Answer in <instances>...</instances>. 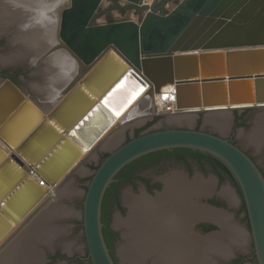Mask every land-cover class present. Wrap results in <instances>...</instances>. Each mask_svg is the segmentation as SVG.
I'll use <instances>...</instances> for the list:
<instances>
[{"label":"water","instance_id":"1","mask_svg":"<svg viewBox=\"0 0 264 264\" xmlns=\"http://www.w3.org/2000/svg\"><path fill=\"white\" fill-rule=\"evenodd\" d=\"M103 1L65 0L55 7L60 14L57 40L45 56L64 50L76 72L58 93L54 107L40 109L10 79L0 87V140L13 151L9 157L0 147V243L47 195L28 173L57 187L109 130L117 113L145 88L149 94L165 90L172 95L175 114L198 112L200 106L207 111L224 110L228 105L230 109L264 108V0H178L171 9L168 4L174 0L151 4L110 0L112 6L99 10ZM115 9L141 11L143 17L96 22ZM112 54L118 61L108 78L104 69ZM123 67L130 69L120 76ZM92 86L106 94L97 98ZM138 116H127L122 122ZM186 119L180 120L192 122ZM180 125L146 131L114 145L93 172L80 212L92 264H116L104 237L102 209L118 173L145 155L174 149L211 155L228 169L247 214L245 234L257 264H264V173L260 166L223 130ZM196 220L190 221L191 226ZM54 235L49 244L51 240L59 244L62 236ZM52 244L50 254H54ZM45 254H41L42 262ZM209 261L213 263L212 258Z\"/></svg>","mask_w":264,"mask_h":264},{"label":"rangeland","instance_id":"2","mask_svg":"<svg viewBox=\"0 0 264 264\" xmlns=\"http://www.w3.org/2000/svg\"><path fill=\"white\" fill-rule=\"evenodd\" d=\"M152 1V0H151ZM153 2V1H152ZM178 2V0H174L168 4V8L171 9L173 5H175ZM114 3L111 2L110 0H104L102 6L100 7L99 10H104L108 8L109 6H112ZM120 4H125L121 2ZM143 17V12L141 11H136V10H112L109 13L102 14L99 18H97L96 22L101 24V23H109L113 22L115 20H122V19H133L135 21H140ZM8 35L2 38V44H1V49H0V67L3 70V72L7 73L8 75L5 76H0V82H3V80L8 79L9 77H12L14 81H16L19 86L24 89L26 93L31 98L37 97V95L43 96L42 93V88L37 87L40 85L43 81V78L48 75V69L50 68L49 66L45 68L44 71L46 73H40V68L46 63L45 60L47 57H42V52L44 50L39 51L36 56L37 59L40 57V64L38 63L36 65V61L34 63H30L29 61H21L22 63H26L24 65H20V62L17 63H9L5 64L1 61L2 56L7 55L10 52V32L7 33ZM30 51V47L28 48ZM33 65V68H30V66L27 64ZM50 62V61H49ZM52 63V62H51ZM52 65V64H51ZM19 68H23L24 71L17 72ZM115 67L111 66V64L106 65V69L104 71L107 74L114 73L112 69ZM42 74V75H41ZM43 74H45L43 76ZM60 88L65 85V83H60ZM148 94L146 95V99L149 100L151 110L150 112H153L150 115H143L144 113L137 114L139 115L138 117L128 120L125 123L122 121L114 127L111 131H109L80 161L79 163L70 171V173L60 182V184L55 188L54 193L51 195H47L41 203L20 223V225L12 232L10 235L7 236V240H5L1 246H0V254H2L4 251L8 250L9 247H11L12 243L16 239L20 237V239L24 240L23 242V248L27 249L29 253H33V257L25 259L21 261V264H37L41 263L43 256L41 255L42 252L46 253L45 254V260L41 264H67L62 260L55 262H51L49 260L47 255H52L50 254V249L51 243L52 246L55 244L54 240H51L50 244L48 239L45 237L48 236V234H52V236L61 237L57 243L54 245V253H58V251H61L67 255L73 256L74 253H84L85 252V239L84 235L82 233V230L77 228V221L81 220L80 218V212L82 211L83 207V198H84V193L87 189L88 182L91 179V176L93 172L96 170L98 165L102 162V160L105 158L109 152L114 149V145H119L131 137L136 135L137 130H140V133L146 132V131H152L155 129H160L163 127H166L168 125H176L177 123H181L180 126H191L193 128H205L207 130H211L213 132H219L218 130H223V135L226 137L233 136L235 140L240 144L246 151L251 152L254 157L258 160V162L261 164V166L264 167V143L259 144L256 146L254 143H249V140L247 139V134L252 133L255 131L256 125L259 123L262 118H264V108L260 107H254V108H247V109H230L228 107L227 109L224 110H212V111H207V110H201L198 112H188L184 114H171V113H165V114H154L153 110V105L152 102L150 101V98H148ZM44 98V97H43ZM60 99V98H59ZM57 104V102H54L52 105L49 106V110L54 107ZM46 110V111H49ZM149 113V112H147ZM220 113V114H225L226 117L228 118L227 125L225 129H221V127H217L214 129L212 126H210L208 123V115ZM189 116L192 118L191 123L187 122H177L175 119H181L183 116ZM130 116V115H129ZM182 116V117H181ZM244 117V119H243ZM126 118V117H125ZM239 118L241 120L239 121ZM172 120V121H171ZM246 120V121H244ZM258 120V121H257ZM190 124V125H189ZM121 133V134H120ZM120 134V135H119ZM119 135V138L113 142L112 144H108L110 140H112L115 136ZM121 136V137H120ZM254 144V145H253ZM192 173H190L191 176H188V173L186 172L184 166L178 165L175 163H163L159 165H155L151 168H147L142 172V175L152 178L155 181L158 180H167L169 178H174L176 176H185L188 180H194L197 176H203L206 181L210 180L211 184L213 186V191L211 193L218 194L219 196L222 197V199L225 201L226 200V207L225 211H228L227 213L231 215V217L234 219L232 220L227 214L228 221L231 223H235L236 225H239L240 227L243 228V230H249L248 228V222L245 220L244 217V211L240 212L242 201L240 199V195L238 194V191L235 189V186L232 184V182L228 179L225 178L222 181H215L212 179V176H214V172L212 171H207V172H202L198 168V164L196 161H192ZM196 176V177H193ZM227 187L230 189V191L235 195L236 202L234 204H231L227 198L222 196L219 192L221 191L222 187ZM72 189H71V188ZM223 187V188H224ZM69 188L74 190V194L72 195H66L64 196L63 193H66V189ZM165 190L164 187L161 188V191ZM155 192V191H154ZM147 192L145 189V186L143 183L140 181H137L134 186L129 185V184H123L121 186V200L122 204L124 207V210L114 211V218H113V225L116 216L125 218L128 215L129 211V205L125 201V194L126 193H131L132 195H140L146 194L148 197H154L156 196L157 192ZM149 193V194H147ZM194 196V195H193ZM189 196L188 198H191L192 200H198V202H201L202 199L201 197H195ZM54 197V198H53ZM198 198V199H197ZM205 199V198H204ZM57 200V201H55ZM55 201V202H54ZM227 201L230 203H227ZM58 202L57 204L60 207H63L62 212H58V214L54 213L53 215H47L46 210L50 206L52 208L55 206V203ZM202 203V202H201ZM200 203V204H201ZM204 203H207V201H204ZM194 204V203H193ZM57 206V205H56ZM46 208V209H45ZM66 211H69V213H66ZM223 213V212H222ZM41 218V220H40ZM38 225L37 226V231L32 233L31 227L32 225ZM29 225H31L29 227ZM42 226V227H41ZM117 227V226H115ZM119 228V227H118ZM25 229H29V231H26ZM121 232L124 234V230L122 228H119ZM246 237V236H245ZM27 238V239H25ZM31 239L32 241H29ZM70 242L73 246L72 250L71 249H66L69 250V253L64 251V242ZM121 241V240H120ZM120 243V242H119ZM49 244V247L46 245ZM246 245L247 249L245 250V253L249 254L252 250V243L251 241L246 238ZM14 252L18 250L13 248L12 249ZM244 250V249H241ZM249 252V253H248ZM243 252V254H245ZM39 254L41 256H39ZM118 254L120 255V252L118 250ZM40 259H39V258ZM121 257V255L119 256ZM39 262H31V261H38ZM120 261L124 263L129 264L126 260H123V258H120ZM20 263V262H19ZM247 264H252L248 262Z\"/></svg>","mask_w":264,"mask_h":264},{"label":"flooded vegetation","instance_id":"3","mask_svg":"<svg viewBox=\"0 0 264 264\" xmlns=\"http://www.w3.org/2000/svg\"><path fill=\"white\" fill-rule=\"evenodd\" d=\"M19 1H21L24 4H30V3H28V1L26 3V0H19ZM33 1H35V3L38 4L37 6H35V8H38V9L32 10V14L37 15V17H36L37 21L30 20V21L26 22L27 21V20L25 21L26 15L25 16L23 15L26 13V11L23 13V11L20 10L19 12L16 13V11L10 10V8L13 6L14 3L17 4V2H18L17 0H0V14H1L0 19L3 20V22H0V49H1V44H2V38L4 36L6 37L8 35L7 33L10 32L11 33L9 36L10 37V39H9L10 51H12V48L15 50L14 47H11V39L14 36H16V37L19 36L22 39H26L27 40L26 41L27 47L32 46L35 48V49L30 48L32 51L35 52V55H37L39 51L44 50V52H42L41 55H42V57H47V58L45 60L46 63L39 69L40 73L45 70L46 66L47 67L49 66L50 68L47 70L48 75L45 76L43 78L42 83L37 86V87L42 88L43 96L37 95L36 99L31 98L28 95V93H26L24 91V89H22L19 86V84L16 81H14V79H12V77L8 78L12 82H14L17 86H19L21 88V90L25 92L27 97L31 101L37 103L38 107L40 109H42L43 107L48 108L49 105H52L54 102H57V101H55V96L63 88V86L60 88V85H61L60 83H63L66 80H68L69 76L71 74L74 75L76 70H74L75 69V67H73L74 64L70 61H67L65 56H62L60 54L61 53L60 50L55 52L54 54H51L49 56H45V53L47 51H49V49L55 45V43H56L55 41L57 40L56 35H55V34H57V28H58V27H56V25H57L56 21L60 19V14L58 15L55 12V10H57V8H55V7H56V5L58 6L59 3H60V5H63V4H61V2L64 3L63 1H65V0H31L32 3H33ZM46 4L48 6H52L51 24L50 25L48 24L46 27L48 31L47 30L44 31L45 29H42L43 27L45 28V26H46V23L44 24V22H42V20H45V19L43 18V19L39 20L40 16L44 17L42 15V13H43L42 11H45L46 8H43L42 5H46ZM20 12H22V13H20ZM3 13H4V17L6 20H4L2 18ZM32 51H30V53ZM23 53H25L27 55L28 52L24 51ZM35 55L30 54V55H28V59L23 60V61H29L32 64L34 63V61H36L35 63L37 65L40 62L42 57L37 59ZM53 55H59L57 63L52 61V59L54 58ZM68 62L71 63L70 67H66V64H68ZM7 64H9V63H7ZM19 64L24 65L26 63L20 62ZM27 64H28V62H27ZM28 65L30 66V68H33V65H31V64H28ZM22 71H24V69L19 68V70L16 71V73L17 72L21 73ZM66 71H67V75H63V74H66ZM42 73H46V72H42ZM5 75H8V74L3 72V70L0 67V76H5ZM44 75L45 74H43V76ZM65 76H67V77L65 78ZM6 80L7 79L3 80V82H0V87L2 86V84ZM152 105H153L152 108L154 110V114H156L155 109H154V103H152ZM243 119H244V117H243ZM240 120H241V118H239V121ZM244 121H246V120H244ZM228 138L231 141H233L234 143L238 144V142L235 140V138L233 136H229ZM238 145L240 147H242L240 144H238ZM246 152L257 162V164L260 166L261 170L264 173V167L261 166V164L258 162V160L254 157V155L251 152H248V151H246ZM192 161L197 162L198 168L202 172H207L209 170L214 172V174H215L214 176L217 178V181L220 182V181L225 179V178L221 179L220 176L217 173H215V171H213L212 167L207 162H204V161L200 162L199 160H197L196 158H193L191 156H186L184 158V160H181V159H178L177 156H175V155H169V156L159 157L157 160H151L150 162L146 161L144 163H147V164L146 165L142 164L143 166L141 168L135 167L134 171L132 173L131 179H127L126 181L123 182V184H129V185L134 186L137 181H140L145 186V189L147 192L152 193L155 191V192H157L156 194L158 195V194L164 193L165 190L161 191V188L164 187V189H166L168 180H170L172 178H169L166 181L165 180L164 181L163 180L155 181L152 178H149V177L142 175V172H144L145 169L151 168L155 165H159V164H163V163H175V164L184 166L186 172L188 173V176L192 177V175H190V173H192V170H193L192 165H191ZM193 177H196V176H193ZM197 177H199V176H197ZM226 178H228L232 182V180L229 177H226ZM122 180H124V178H122ZM232 184L235 186V184L233 182H232ZM235 188H236V186H235ZM120 192H121V187L118 188L116 197L111 196L109 198L108 205H107V209H108L107 212H108V217H109V231H110V237L109 238L111 241V250L110 251H111V254H112L116 264H122V262L120 261L121 257H119L120 255L118 254V250H119V246L125 242V239L122 238V232L119 230L118 227H115L113 225L114 211L115 210H118V211L124 210ZM155 192H154V194H155ZM201 192H203V191H201ZM203 193H200V191H199V193L197 195V197H199V198L201 197L202 203H204V201H207V203L209 205L215 206L216 208H219V209L222 208L225 210L226 200L224 201L221 196H219L218 194L213 195V193H210V192L208 193V191H205ZM147 194H149V193H147ZM193 198H195V196H193ZM188 200L190 203H197V204L201 203V202H198V200L196 202V200H192L191 198H188ZM241 207H242V205H241ZM166 209H169V207H165V210ZM240 212H241V209H240ZM244 217H245V220H247V222H248L246 211H244ZM181 218H182V216H180L179 219H181ZM193 218H197V220H196V223L193 226H191L190 221L193 220ZM185 219H186L187 224H188L187 225L188 230L187 231L185 230V232L187 235L189 234V236L191 238L190 242L189 243L187 242L186 244H184V242H182L183 238H184V235H183L184 233L182 234V232H180L181 239L180 238L179 239L181 241L176 242L179 245V247H178V249H176V248L172 249V246L174 243H172L173 240L170 236L171 231H169V229H164L161 232L159 231V233L156 235V243L154 244V248L146 250V253H145L146 263L144 262L143 264H152L154 259H157L158 261H160L161 264L162 263L166 264V262L168 263L169 260H174V261L178 260V262L180 264H182L184 262H190V264H193L194 261H192V256H193L194 250L196 253V257H197V261L195 262V264H199L198 261L205 256L204 255L205 253H206V256L208 257L209 252H210L209 257L212 258L214 264H247L248 262H250L252 264H257L253 248H252L250 253L248 252L249 254H247L245 252H244L245 254H243V252H241L240 249H237L236 247H234V249H232V251H230V254H228V257H229L228 260L225 259L226 256H224L223 253L221 255L220 251H218L217 247H219V246H217V247L213 246L211 251L209 250L210 248L208 249V247H206V246H205V248H203L204 247L203 242H204V239L207 238V236L217 237L221 233L222 228H221V225L219 224V222L222 223V225H223L222 221H218V220L208 218V217L202 216V215H196L194 217L192 216L191 218L186 217ZM80 222H82V221L81 220L77 221V224H76L77 228H79ZM248 226H249V224H248ZM15 229H13L11 232H9L8 235H10V233H12ZM25 230L29 231L28 229H25ZM7 236L1 241L0 246L5 240H7ZM18 240L16 239L14 241V243L11 244L12 246L9 247L8 250H6L2 254H0V264H21V261L23 260L22 258H24V257L21 255H18L17 251L14 252L12 250L19 243ZM223 241L227 242L228 239H226L224 237ZM205 249H206V251H205ZM173 252L174 253L177 252V257H171V253H173ZM47 256H48L49 260H51V262H55V263L59 260H62L67 264H92L91 260L88 256V250H87L86 245H85V252L84 253H77L76 252V253H74L73 256H70V255H67L61 251H58V253L56 252L52 255H47ZM186 259H188V260H186ZM18 260H20V263H18ZM41 263H37V264H41ZM213 263H211V264H213ZM123 264H127V263L123 262ZM129 264H137V263H130L129 262Z\"/></svg>","mask_w":264,"mask_h":264},{"label":"bare ground","instance_id":"4","mask_svg":"<svg viewBox=\"0 0 264 264\" xmlns=\"http://www.w3.org/2000/svg\"><path fill=\"white\" fill-rule=\"evenodd\" d=\"M17 1H18L17 4L14 3L13 6L10 8V10H14V11H16V13L19 12L20 10L23 11V13L26 11V13L23 14L24 16L26 15V19L24 18L25 21L27 20L26 22H28L30 20L37 21L36 20L37 15H33L32 10H37L38 8H35V6H37L38 4L35 3V1H33V3H32L31 0H26V3L28 1V3H30V4H24L19 0H17ZM145 1L147 3H149L151 0H145ZM63 2H65V1H63ZM42 7L46 8V9H45V11H42L43 12L42 15L44 17L40 16L39 20H41L43 18L45 19V20H42V22H44V24L46 23V26H45V28L43 27L42 29H45L44 31H46L47 25L51 24L52 6H48L46 4V5H42ZM20 13H22V12H20ZM2 18L4 20H6L4 17V13L2 14ZM0 22H3V20L0 19ZM55 35H57V34H55ZM26 41H27L26 39H22L19 36H17V37L14 36L11 39V47H14L15 50L12 48V51H10L7 55H5V56L3 55L1 58V61L3 63H17V62H21L23 60H27L28 55H30V54L35 55V52L32 50H31L32 52L30 53V51L28 49L29 47H27ZM30 48L35 49L32 46H30ZM24 51L28 52L27 55L25 53H23ZM60 54L62 56H65L66 60L69 61L67 52H65L63 50V51H61ZM58 56L59 55H53L54 58L52 57L53 58L52 61L57 63L58 62ZM106 61H107L106 65L111 64V66L115 67V64L117 63L118 59L116 60L114 57V54H112L111 56L107 57ZM70 62H68V64H66V67H70V65H71ZM129 69H125L123 67V70L121 71L120 76H123L124 74H126ZM105 74H107V73H105ZM63 75H67V71H66V74H63ZM107 75L109 78L110 74H107ZM66 77L67 76H65V78ZM69 80L70 79L66 80L64 83L66 84L67 82H69ZM253 87H254V82H253ZM100 88L101 87H98V90L95 91V88L93 86L91 87V89L95 93L97 92L96 93L97 98L106 94V93L102 94V92L99 91ZM125 89L127 90L128 88L126 87ZM147 94L149 95L148 98H150V101L152 103H154V109H155L156 114L158 111L162 110L163 108L166 109L167 105H170L175 110H177L175 103H174V100H173L174 97L172 95L168 94L167 91L163 90L159 93L149 94V89L145 88L144 90H142V93L139 94L127 108H125V110L117 113V115L115 116V119H114L115 122H113L111 124L109 130L103 135V137L109 131H111L114 127H116L123 119H125V117H127L129 115H133V114L137 115L140 113L150 112L151 106H150L149 100L145 98ZM57 95L55 96V101H57V98H56ZM35 104L37 105V103H35ZM49 106H48V108H49ZM229 106L230 105H228V107ZM199 108H201V110H204L203 106H200ZM183 117H186L187 119L190 118L187 115L183 116ZM207 118L211 124L215 125L216 127H221V129H225L227 122H228V118L226 117V115L220 114V113H216V114L210 113ZM177 120H180V119H177ZM263 125H264V118L259 121L258 125H256L255 131L247 134V139L249 140V143H254L256 146H258L261 143H264V127H263ZM118 138H119V135L115 136L112 140H110L108 142V144L109 145L112 144ZM95 145H93V147ZM0 147L4 151H6V153L9 157L11 156V153L13 151L2 140H0ZM93 147H91L90 150ZM90 150H87L85 152V155ZM28 174L34 180H36L39 184H41V187L46 190L47 195H49V194L51 195L52 193H54V190L56 187L47 185L46 183L42 184L41 183L42 179H40L34 173L29 172ZM223 187L219 193L222 196H224L225 198H227L231 204H234L236 201V199L234 197L235 195L230 191V189H228L227 187H224V188ZM71 189L67 188L66 191H64L66 193H63V195L65 194L64 196H66V195H70V194L72 195V193L74 194V190L71 191ZM199 191H208V192L213 191V186L211 184V181L210 180L209 181L208 180L202 181L201 179H199L197 177L193 181L192 180L188 181L184 176L180 175V176H176V177L168 180L164 193L158 194L157 196L147 197L145 195V193L144 194L140 193V195H132L131 193H126L125 194V201L129 205L128 215L125 218L116 216L115 221H114L115 226L122 228L124 230L125 242L119 246V252H120V255L123 258V260H126L127 262H130V263H137V264H140V263L143 264L144 262L146 263V258H145L146 250L154 248V244L156 243V235L159 233V231L161 232L164 229H169V231H171L170 236L173 240L172 243H174L172 246V249H175V248L178 249V247H179V245L176 242L181 241L180 240L181 239L180 232H182V234L184 233L183 234L184 238H183L182 242H184V244H186L187 242L189 243L191 238H190L189 234L187 235L185 232V230L186 231L188 230V228H187L188 224H187V221L185 218L186 217L191 218L192 216L194 217L196 215H204V216L210 217L212 219L222 221L224 227L226 228L225 234L227 235V233H228V235H229L231 232L232 236H234L232 238L235 239V241L238 245V248L240 247V249L241 248L247 249L246 237L244 235L243 230L240 227L230 225L231 222L228 221L227 215L225 213L218 212V211H212L209 209L208 210L207 209H199V208H196L192 203L189 202L188 197L190 195L193 196L195 192H199ZM55 201H57V200H55ZM57 203L58 202L55 203V206L58 205ZM55 206L53 208H52V206L51 207L49 206L47 208L46 214L48 216L53 215L54 213L58 214V212H62L63 207H60L59 205L56 207ZM165 207H169V209L165 210ZM66 213H69V211H66ZM180 216H182L181 219H179ZM40 220H41V218H40ZM17 226H15L13 229H15ZM30 226L31 225H29V227ZM37 226L38 225H35V224L32 225V227H31L32 233L37 231V229H38ZM51 237H52L51 234H48V236H46L45 238L49 240V238H51ZM18 239L17 240L19 243L18 242H17L18 244L16 243L17 244L16 249L18 248L17 254L23 256L25 259H27L29 257L32 258L34 256L33 253L31 255V253H29L27 251V249L23 248L24 240L20 239V237ZM25 239H27V238H25ZM29 241H32V240L29 239ZM63 245L65 247V250L66 249L72 250V248H73L72 244L70 242H67V241H65ZM246 249H244V250H246ZM224 251L226 253L227 248H224ZM175 253L174 252L171 253V257H177V252H175ZM193 255L195 257V260H197L195 250L193 252ZM186 260H188V259H186ZM152 264H161V262L158 261L157 259H154ZM166 264H180V263L178 262V260L177 261L169 260V262L168 263L166 262ZM182 264H190V262H184Z\"/></svg>","mask_w":264,"mask_h":264},{"label":"trees","instance_id":"5","mask_svg":"<svg viewBox=\"0 0 264 264\" xmlns=\"http://www.w3.org/2000/svg\"><path fill=\"white\" fill-rule=\"evenodd\" d=\"M138 134H140V130H137L136 135ZM169 155H175L177 156L178 159H181V160H184L186 156H191L193 158H196L200 162L202 161L207 162L212 167L213 171H215V173H217L220 176L221 179L229 177L232 180V182L235 184L230 172L228 171V169L224 166L222 162H220L215 157L202 153L200 151H193L190 149L163 150V151H158V152L145 155L133 161L132 163L127 165L125 168H123L118 173V175L116 176V180L111 184V186L108 188L105 194V198L103 202V209H102V222H103L104 237H105V240L110 250H111V241L109 238L110 237L109 217H108V212H107L108 210L107 205H108L109 198L111 196L116 197L118 188L121 187L124 181H126L127 179H131L132 173L135 167L141 168L143 165L147 164V163H144L146 161L150 162L151 160H157L159 157L169 156ZM122 178H124V180H122ZM241 211H245L244 204H242ZM82 228H83L82 222H80L79 229H82Z\"/></svg>","mask_w":264,"mask_h":264},{"label":"crops","instance_id":"6","mask_svg":"<svg viewBox=\"0 0 264 264\" xmlns=\"http://www.w3.org/2000/svg\"><path fill=\"white\" fill-rule=\"evenodd\" d=\"M192 120V118H189V119H186L187 121H189V120ZM180 121V120H179ZM203 176H199V177H197V178H199V179H201L202 181H205V179L204 178H202ZM213 177H215V176H212V179H214V182L215 181H217V178L215 177V178H213ZM188 181H190V180H188ZM203 192H205V191H203ZM203 192H201L200 191V193H203ZM212 191H210V193H211ZM199 193V192H198ZM198 193L197 192H195L194 193V196H197L198 195ZM207 193V192H206ZM209 193V192H208ZM204 194V193H203ZM193 195V194H192ZM236 202V201H235ZM193 204V203H192ZM196 208H199V209H209V210H212V211H218V212H223V213H225V214H227L232 220H234L232 217H231V215H229L227 212L228 211H225L224 209H222V208H216L215 206H212V205H209L208 203H202V204H197V203H194L193 204ZM197 205V206H196ZM202 216H204V215H202ZM207 217V216H206ZM208 218H210V217H208ZM218 222V221H217ZM219 224L221 225V228H222V231H221V233L217 236V237H212V236H210V237H207L206 239H204V242H203V244H204V247L203 248H205V246L206 247H208V249L211 251V249L213 248V246H219V247H217L218 248V251H220V254L222 255V253L224 254V256H227L228 254H230V251H232V249H234V247H236L237 249H240V247L238 248V245H237V243H236V241H235V239H233L232 237H234V236H232V234H231V232H230V234L228 235V233H227V235L225 234V227L222 225V223H220L219 222ZM230 225H234V226H236V227H240L239 225H236L235 223L233 224V223H231ZM242 230H243V228L242 227H240ZM243 232H244V235L246 236V238H247V235L245 234V230H243ZM226 238V239H228V241L227 242H224L223 241V236ZM222 243V244H221ZM246 247H247V245H246ZM224 248H227V252L225 253V251H224ZM241 249H246V248H241ZM240 249V250H241ZM205 251H206V249H205ZM194 252V251H193ZM205 253V252H204ZM210 253V252H209ZM209 253H208V257L206 256V253L204 254L205 256L203 257V258H201L198 262H199V264H211L210 262H209ZM23 259V258H22ZM192 261H194V263L193 264H195V262L197 261V260H195V257H194V255L192 256ZM20 262V260H18V263Z\"/></svg>","mask_w":264,"mask_h":264},{"label":"built area","instance_id":"7","mask_svg":"<svg viewBox=\"0 0 264 264\" xmlns=\"http://www.w3.org/2000/svg\"><path fill=\"white\" fill-rule=\"evenodd\" d=\"M153 1V0H152ZM152 1L149 2V4L152 3ZM174 100V103H175V99ZM171 102V101H170ZM177 110H175L172 106L170 105H167L166 109H162L160 111L157 112V114H165V113H171V114H175ZM41 183L43 184L44 182L41 181Z\"/></svg>","mask_w":264,"mask_h":264}]
</instances>
